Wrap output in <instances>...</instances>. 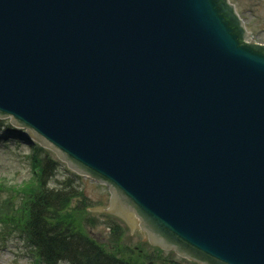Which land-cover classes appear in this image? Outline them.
Masks as SVG:
<instances>
[{
	"label": "water",
	"instance_id": "1",
	"mask_svg": "<svg viewBox=\"0 0 264 264\" xmlns=\"http://www.w3.org/2000/svg\"><path fill=\"white\" fill-rule=\"evenodd\" d=\"M246 39L227 0H0V119L108 185L106 215L131 210L153 245L264 264V46Z\"/></svg>",
	"mask_w": 264,
	"mask_h": 264
},
{
	"label": "rangeland",
	"instance_id": "2",
	"mask_svg": "<svg viewBox=\"0 0 264 264\" xmlns=\"http://www.w3.org/2000/svg\"><path fill=\"white\" fill-rule=\"evenodd\" d=\"M229 2L235 6L243 22H264V0H229ZM261 29H264V24L256 23L255 28L251 26L248 30L253 32L256 42L264 43V30ZM23 136L28 140L27 142L0 144V264H42L38 261L36 251L29 244L24 232L26 216L24 202L27 199V190L32 189L37 181L29 159L32 141L26 138L25 134ZM50 156L59 164V167L49 188H59L62 181L70 177L73 186L80 192L79 199L71 204L72 210L67 211L80 234L84 233L109 252L117 250L120 254L127 255L125 257H132L134 260L140 257L156 256V248L148 242L138 228V218L135 219L137 230L131 235L129 225L125 221L107 216L103 212L109 210L111 206V194L107 186L90 177L72 173L66 163L51 150ZM72 174L77 177H73ZM80 202L86 203L89 208L75 210L76 204H81ZM8 215L9 217L12 215V218H7ZM110 224H117L120 229V234L114 239ZM158 255L181 264H197L179 258L172 251H163Z\"/></svg>",
	"mask_w": 264,
	"mask_h": 264
},
{
	"label": "trees",
	"instance_id": "3",
	"mask_svg": "<svg viewBox=\"0 0 264 264\" xmlns=\"http://www.w3.org/2000/svg\"><path fill=\"white\" fill-rule=\"evenodd\" d=\"M23 134V131L14 129L8 120L0 119V144L27 142ZM30 144L32 151L29 159L37 184L27 190L24 232L29 243L36 248L42 264H181L160 257L158 254L162 251L159 249H156L155 257L134 260L117 250L109 252L84 233L80 234L67 214L68 210H72V202L79 199L80 192L73 186L70 177L62 181L59 188H49L59 164L48 150L34 142ZM80 203L76 204L75 210L89 208L86 203ZM110 231L113 239L120 234L117 224H110Z\"/></svg>",
	"mask_w": 264,
	"mask_h": 264
},
{
	"label": "flooded vegetation",
	"instance_id": "4",
	"mask_svg": "<svg viewBox=\"0 0 264 264\" xmlns=\"http://www.w3.org/2000/svg\"><path fill=\"white\" fill-rule=\"evenodd\" d=\"M256 23H259V24H264V22H242V26H243V28H244V30H245V32H246V35H247V39L249 40V41H251V42H255V43H259V42H256L255 40H254V34H253V32H251V31H249L248 29L249 28H251V26H252V28H255V25H256ZM261 30H264V29H261ZM264 35V34H263ZM259 44H264V43H259Z\"/></svg>",
	"mask_w": 264,
	"mask_h": 264
},
{
	"label": "bare ground",
	"instance_id": "5",
	"mask_svg": "<svg viewBox=\"0 0 264 264\" xmlns=\"http://www.w3.org/2000/svg\"><path fill=\"white\" fill-rule=\"evenodd\" d=\"M130 213H132L130 210H129ZM131 216V215H130ZM132 217V216H131ZM133 218V217H132ZM134 219V218H133Z\"/></svg>",
	"mask_w": 264,
	"mask_h": 264
}]
</instances>
